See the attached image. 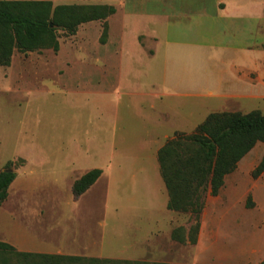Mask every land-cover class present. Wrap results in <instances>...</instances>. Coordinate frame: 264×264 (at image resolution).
I'll use <instances>...</instances> for the list:
<instances>
[{"label": "rangeland", "instance_id": "rangeland-1", "mask_svg": "<svg viewBox=\"0 0 264 264\" xmlns=\"http://www.w3.org/2000/svg\"><path fill=\"white\" fill-rule=\"evenodd\" d=\"M34 1L107 5L116 13L80 26L75 35L59 32L57 52H15L9 66H0V172L9 162L17 166L0 206V242L29 241L78 257L129 262L259 264L264 174L254 178L253 172L263 158V143L226 178L219 196L205 194L201 214L169 212L152 203L165 187L157 175V152L166 137L175 129L193 133L221 108L201 96L219 75L211 73L216 63L202 53L252 45L257 38L264 44V30L252 21L225 20L216 0H161L163 7L157 0ZM161 9L173 14L169 22L149 16ZM127 34H137L146 54L125 52ZM196 43L217 49L186 51ZM151 49L156 52L149 56ZM172 50H178L170 63L176 71L166 73L164 60ZM196 67L203 73L196 74ZM188 68L191 73L183 71ZM241 110L264 114V101ZM93 169H101L102 176L75 198L74 182ZM191 230L196 244L190 242ZM0 264L24 261L0 254Z\"/></svg>", "mask_w": 264, "mask_h": 264}, {"label": "trees", "instance_id": "trees-1", "mask_svg": "<svg viewBox=\"0 0 264 264\" xmlns=\"http://www.w3.org/2000/svg\"><path fill=\"white\" fill-rule=\"evenodd\" d=\"M115 13L116 9L107 5L53 6L49 1L0 0V66H9L15 52L26 54L45 49L57 52L59 32L75 35L80 26L106 20ZM259 142L264 144V114L260 111L212 113L193 133L176 132L157 152L160 175L169 196L167 209L201 214L206 206L205 194L219 196L225 178L237 170L241 160ZM16 167L9 162L0 172V206L16 179ZM263 173L264 155L253 177ZM102 174L101 169H93L76 180L72 187L75 198L84 195ZM194 229L198 236L200 222ZM189 239L196 244L192 230ZM10 253L21 257L24 264H46L47 260L68 264H157L18 252L12 245L0 242V254ZM31 259L40 261L29 262ZM259 264H264V259Z\"/></svg>", "mask_w": 264, "mask_h": 264}, {"label": "crops", "instance_id": "crops-1", "mask_svg": "<svg viewBox=\"0 0 264 264\" xmlns=\"http://www.w3.org/2000/svg\"><path fill=\"white\" fill-rule=\"evenodd\" d=\"M160 4L162 7L161 0H157V4ZM217 7V11L222 18L230 21H241L248 20L252 21L257 28L264 30V0H216L215 3ZM163 12L164 14H161ZM161 12L150 14L149 16L155 20H160L165 22H169L173 14L168 12V9H161ZM205 14V13H204ZM203 15V12L200 13ZM206 15V14H205ZM127 25L130 23L125 20ZM246 27H241L240 32L245 33ZM246 34V33H245ZM153 42L157 41L155 35L152 36ZM145 40H147V36H145ZM258 43V44H257ZM172 45V44H169ZM189 47V48H188ZM187 50L195 54L200 50L210 51L211 49L215 50L217 48L213 46H207L203 44H191L186 45ZM221 50L210 51L207 53H202L203 55H208L212 62L216 63L212 66L211 73L215 75L218 73V77H213L211 81H209L208 85L201 90V96L205 98H209L211 100L217 101L221 104V108L215 110L216 113H241L248 114L252 111H243L242 107L246 103H258V101H264V44L259 43V38L253 40L252 45L248 46H237V47H221ZM148 49V48H147ZM152 53L149 56L155 54L156 50L151 49ZM181 50H179L180 52ZM125 52L129 53V56L134 57V53L138 55L146 54V45H143L139 40L137 34L135 36L125 35ZM175 52L178 50L171 51L166 53V66L165 72L170 73L172 71H176L172 69L171 58ZM148 54V53H147ZM199 55V53H197ZM195 62V61H194ZM200 68L196 67L193 71L196 74H200ZM185 73H191V70L184 69ZM157 99H160L157 96ZM215 113V112H214ZM212 114V113H211ZM210 114L207 115V117ZM206 117V118H207ZM206 118L201 122L203 123ZM161 122H158L159 125ZM200 123V124H201ZM198 124L195 129L200 125ZM194 129V130H195ZM176 132H183L179 129L173 130V133L166 138L172 137ZM160 148V147H159ZM158 148V149H159ZM158 162V161H157ZM148 168V165L145 164ZM159 166V164H158ZM239 166V165H238ZM238 170V168H237ZM236 170V171H237ZM236 171L232 174H235ZM264 174V173H263ZM262 174V175H263ZM158 176L161 178L160 170L158 168ZM232 176V175H231ZM228 177V176H227ZM226 177V178H227ZM225 178V182L227 183ZM150 181V185L153 184L151 179V175L148 178ZM225 183V184H226ZM258 188L262 185L258 186V184L254 185ZM161 193V199L157 202L152 203L153 206H161L166 207L169 201V196L166 188L164 187L163 193ZM253 195L255 192L253 191ZM168 210V209H167ZM169 211V210H168ZM170 212V211H169ZM261 237L264 239V232H262ZM19 246L12 244L17 248L20 252L27 253H35V254H46V255H55V256H78L72 255L70 253H66V250L57 249V250H49V247H43L39 245H32L29 241L26 244L18 242ZM263 259H264V249H263Z\"/></svg>", "mask_w": 264, "mask_h": 264}]
</instances>
